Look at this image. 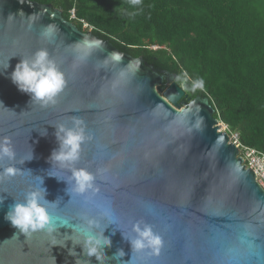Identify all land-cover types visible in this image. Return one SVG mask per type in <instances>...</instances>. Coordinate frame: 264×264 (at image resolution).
<instances>
[{
  "label": "water",
  "instance_id": "water-1",
  "mask_svg": "<svg viewBox=\"0 0 264 264\" xmlns=\"http://www.w3.org/2000/svg\"><path fill=\"white\" fill-rule=\"evenodd\" d=\"M49 26L51 32L42 34ZM39 48L47 49L65 77L54 105L30 102L10 79L21 57ZM174 77L79 30L49 3L0 0V136L11 137L16 153L15 162L0 163L20 169L0 179V264H97L79 245L70 255V240L63 247L52 242L54 237L62 244L72 234L69 226H81L82 216L100 219L103 234L111 238L104 264H232L225 254L243 249L245 233L257 250L264 248V190L227 132L219 130L208 97L182 101L185 92ZM73 116L92 137L74 166L100 169L98 175L106 177L96 178L98 191L88 202L67 193L65 181L47 175H69L48 157L58 147L54 125H70ZM40 186L53 202L49 210L58 218L57 231L24 235L5 213ZM102 207L116 223L102 218ZM65 220L68 226L60 225ZM137 220L163 235L158 256L132 253L122 237ZM118 249L125 255L114 258Z\"/></svg>",
  "mask_w": 264,
  "mask_h": 264
},
{
  "label": "trees",
  "instance_id": "trees-1",
  "mask_svg": "<svg viewBox=\"0 0 264 264\" xmlns=\"http://www.w3.org/2000/svg\"><path fill=\"white\" fill-rule=\"evenodd\" d=\"M79 30L108 39L157 70L185 96H207L213 117L264 153V0H33Z\"/></svg>",
  "mask_w": 264,
  "mask_h": 264
},
{
  "label": "clouds",
  "instance_id": "clouds-1",
  "mask_svg": "<svg viewBox=\"0 0 264 264\" xmlns=\"http://www.w3.org/2000/svg\"><path fill=\"white\" fill-rule=\"evenodd\" d=\"M134 2L138 3L139 0H134ZM51 30L52 28L49 26L42 34L47 35ZM8 67L9 64L7 63L2 70H6ZM10 79L18 90L30 95V102H39L41 106L54 105L56 97L66 84L64 74L57 67L56 62L49 57L45 48L37 49L31 57H21L10 73ZM54 126V135L58 147L52 150L48 160L51 165L55 162L60 169H67L69 175L60 176L51 173L47 175L65 181L67 193L71 196L82 197L85 202H88L89 194L98 191L95 181L102 170L98 169L97 173H93L87 168H78L74 165L80 158L82 144L92 137L86 132L85 123L80 117L73 116L70 125L59 123ZM46 134V129L40 133L42 136ZM31 159L32 155L27 160ZM5 160L16 161L11 137L7 135L0 136V162ZM17 174H20V169L16 167L15 163L7 165L0 163V179ZM52 203L45 199L43 187H33L24 193L22 200H15L5 213V219L24 235L44 231L51 236L57 231L58 222V218L54 217L49 210ZM101 216L109 223H116L111 210L107 207L101 208ZM80 219L81 226L76 224L69 226L72 228V234H67L62 244H58L53 237V245L63 247L65 242L70 240L73 245L68 249L70 255L75 254V246L79 245L83 255L89 258L94 257L97 264H104L106 257L104 248L111 246V238L103 234L105 226H101L100 219L94 217L82 216ZM59 223L68 226L66 220ZM121 234L130 244L132 253L158 256L164 243L161 235L153 230V226L143 220L132 223L130 233L122 232ZM124 255V251L118 249L114 258ZM77 264H80L79 260Z\"/></svg>",
  "mask_w": 264,
  "mask_h": 264
},
{
  "label": "built area",
  "instance_id": "built-area-1",
  "mask_svg": "<svg viewBox=\"0 0 264 264\" xmlns=\"http://www.w3.org/2000/svg\"><path fill=\"white\" fill-rule=\"evenodd\" d=\"M70 20H79L83 29L91 31L92 26L85 22L83 19H78L75 16L74 10L69 11ZM219 130H224L228 134V141L238 149L237 156L241 158L242 164L245 168H249L253 173L256 182L264 190V153L254 147L246 146L241 143L239 135L236 132L229 131L227 126L218 121Z\"/></svg>",
  "mask_w": 264,
  "mask_h": 264
},
{
  "label": "snow or ice",
  "instance_id": "snow-or-ice-1",
  "mask_svg": "<svg viewBox=\"0 0 264 264\" xmlns=\"http://www.w3.org/2000/svg\"><path fill=\"white\" fill-rule=\"evenodd\" d=\"M119 59V58H117ZM106 177L103 175H98L97 176V181H102L105 180ZM164 241L163 235L161 233H159ZM244 247L243 249H229L227 251L226 255V259L231 261L232 264H250V262L253 259L259 258V260L261 261V264H264V248H261L259 250H257V248L255 247V244L251 241L249 235L247 233H245L244 235ZM164 247V243L163 246L161 247V251ZM149 257H152L151 255H148Z\"/></svg>",
  "mask_w": 264,
  "mask_h": 264
},
{
  "label": "flooded vegetation",
  "instance_id": "flooded-vegetation-1",
  "mask_svg": "<svg viewBox=\"0 0 264 264\" xmlns=\"http://www.w3.org/2000/svg\"><path fill=\"white\" fill-rule=\"evenodd\" d=\"M185 95H186V94H184V96H185ZM184 96H183V97H184ZM183 97H182V98H183ZM182 101H185V100H184V99H182Z\"/></svg>",
  "mask_w": 264,
  "mask_h": 264
}]
</instances>
